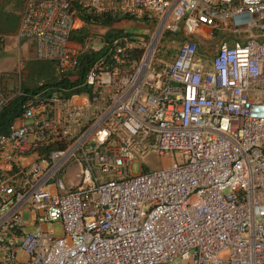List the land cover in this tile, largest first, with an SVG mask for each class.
<instances>
[{
  "label": "built area",
  "instance_id": "obj_1",
  "mask_svg": "<svg viewBox=\"0 0 264 264\" xmlns=\"http://www.w3.org/2000/svg\"><path fill=\"white\" fill-rule=\"evenodd\" d=\"M87 17L150 32L96 42ZM24 41L72 83L95 57L71 89L0 83V111L24 99L0 134V264H264V0H25L0 33L18 73Z\"/></svg>",
  "mask_w": 264,
  "mask_h": 264
},
{
  "label": "rangeland",
  "instance_id": "obj_2",
  "mask_svg": "<svg viewBox=\"0 0 264 264\" xmlns=\"http://www.w3.org/2000/svg\"><path fill=\"white\" fill-rule=\"evenodd\" d=\"M25 0H0V33L10 34L13 33L20 22L21 15L23 13ZM134 23H122L117 25L112 24H101L96 26L84 27L78 34H89L96 42L98 36L109 37L119 31L123 30L130 34H135L139 38H146L150 29L146 27V24L139 21H130ZM99 34V35H97ZM219 42L218 37H214L199 44L201 51L208 50L214 52L217 49ZM98 46V45H97ZM172 46V39L168 36L162 38L161 48L167 52ZM33 51L29 49V42L24 41L21 44V64L22 69L18 73V57L15 49V45L11 44L8 52L0 54V83L6 90H12L16 85L20 84L23 89H40L43 85L51 84L59 79V71L54 64L47 61H35L32 57ZM155 162V164L152 163ZM145 162H149L151 167L155 169L160 168L158 161L154 160V157L145 159ZM164 164L165 161H162ZM139 172L138 165H134L133 173ZM27 215H25V218ZM51 217L53 222H57V212L51 211ZM56 234H60V225H54Z\"/></svg>",
  "mask_w": 264,
  "mask_h": 264
},
{
  "label": "trees",
  "instance_id": "obj_3",
  "mask_svg": "<svg viewBox=\"0 0 264 264\" xmlns=\"http://www.w3.org/2000/svg\"><path fill=\"white\" fill-rule=\"evenodd\" d=\"M87 23L89 22H97V23H102V24H110V20L106 19V18H100V19H91L90 17H87L85 19ZM110 37V36H109ZM72 39H77L78 41H81L80 37H76L75 35L72 36ZM95 57V55H86L80 58V65L78 67V75H79V80H77L75 83H72L67 77L66 75H64L62 72L59 71V69L57 68V66L55 65V67L58 69L59 71V79L51 84H46L43 85L40 89H24V92L30 93V94H35L38 93L40 91H44V90H52V91H57V90H61V89H71L73 86H75L76 84L81 83V81L83 80L85 73L88 69V67L91 64V61L93 60V58ZM51 63V62H50ZM70 75V74H69ZM79 91V90H77ZM23 98H15L12 101H10V103L2 110L0 111V134H4L7 133L9 130L10 125L12 124V122L21 115V104L23 102Z\"/></svg>",
  "mask_w": 264,
  "mask_h": 264
}]
</instances>
